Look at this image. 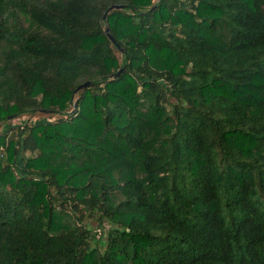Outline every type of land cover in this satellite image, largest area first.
Wrapping results in <instances>:
<instances>
[{
    "label": "trees",
    "instance_id": "16d2710c",
    "mask_svg": "<svg viewBox=\"0 0 264 264\" xmlns=\"http://www.w3.org/2000/svg\"><path fill=\"white\" fill-rule=\"evenodd\" d=\"M0 264H264V0H0Z\"/></svg>",
    "mask_w": 264,
    "mask_h": 264
},
{
    "label": "water",
    "instance_id": "95a60500",
    "mask_svg": "<svg viewBox=\"0 0 264 264\" xmlns=\"http://www.w3.org/2000/svg\"><path fill=\"white\" fill-rule=\"evenodd\" d=\"M120 6H121V4H112V5H109V6L107 7V9H106V10L104 11V13H103V18H104V19L106 18V15H107L108 11H109L111 8H113V7H120ZM105 32L107 33L109 39H110L112 42L117 43L116 40H115V38H114V36H113V34L110 32V30H109V26H108V25H106V27H105ZM120 71H121V68L118 69L117 71H115V72H114L113 74H111V75H112V76H116ZM89 83H90V80H87V81H85V82L80 83V84L77 86L76 90L79 89V88L82 87V86H86V85H88ZM74 107H75V104H74Z\"/></svg>",
    "mask_w": 264,
    "mask_h": 264
},
{
    "label": "rangeland",
    "instance_id": "374dc122",
    "mask_svg": "<svg viewBox=\"0 0 264 264\" xmlns=\"http://www.w3.org/2000/svg\"><path fill=\"white\" fill-rule=\"evenodd\" d=\"M43 116H48V115H46V114H44V113H40V114H36V115H34L33 117H31V119H32V120L40 119V118H42ZM23 119H25L24 116H22V117H17V118H14V119H11V120L7 121L8 126H6V127H9V124H10L11 126H13V125H15V124L22 123V122H23Z\"/></svg>",
    "mask_w": 264,
    "mask_h": 264
},
{
    "label": "crops",
    "instance_id": "0c3cea01",
    "mask_svg": "<svg viewBox=\"0 0 264 264\" xmlns=\"http://www.w3.org/2000/svg\"><path fill=\"white\" fill-rule=\"evenodd\" d=\"M9 125H10V124H9ZM6 126H8V123L3 124V126H2L3 129L6 128Z\"/></svg>",
    "mask_w": 264,
    "mask_h": 264
}]
</instances>
